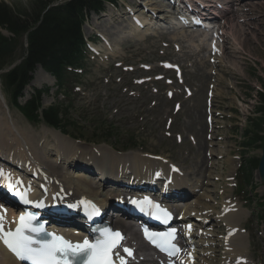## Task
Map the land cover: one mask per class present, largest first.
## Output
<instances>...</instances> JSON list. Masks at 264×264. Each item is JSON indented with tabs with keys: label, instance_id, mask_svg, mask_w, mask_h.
Wrapping results in <instances>:
<instances>
[{
	"label": "rangeland",
	"instance_id": "rangeland-1",
	"mask_svg": "<svg viewBox=\"0 0 264 264\" xmlns=\"http://www.w3.org/2000/svg\"><path fill=\"white\" fill-rule=\"evenodd\" d=\"M0 1L15 10L31 7L32 3V0ZM54 1L62 3L66 0ZM198 1L210 2L208 7L216 14L220 13V18L209 19L208 22L213 25L210 31L181 26L174 11L181 6V0H177L174 9L167 6L166 0H119L115 6L107 5L104 15H91L83 26L84 37L94 41L89 43L85 71L76 82L70 83L67 98L58 95L55 86L53 93L44 95L42 104L48 107L53 103H62L70 108L72 121L79 130L76 135L78 139L66 136L75 141L79 155L88 151L99 156L100 146L112 147L121 154L135 152L157 158L171 167L177 165L181 172L178 184H184V187H175L169 193L192 191L181 205H190L197 200L201 206H205V213L198 207L196 214L200 213V221L214 212L213 209L219 211L220 215L229 202L240 205L244 213L239 225L249 233L247 264H264V231L259 218L262 210L256 212L258 204L248 206L244 196L236 193L235 176H232L234 171L236 174L244 152L241 135L249 126L250 118L255 117L254 110L258 103L256 92L260 90V84L255 75H263L264 70V7L261 6L264 0ZM244 2H257L260 5L256 16H246ZM225 10H234L236 15L231 12L224 16ZM117 16L123 22L120 20L114 25L112 22L117 21ZM98 17H101L97 22L99 28L91 21ZM132 17L139 18L142 24L144 18H148L143 28L140 27L141 30L147 29L143 37L132 39L127 36L130 26L134 24ZM251 21H254L253 25ZM248 23L251 25L248 26ZM220 28L225 29L220 30L222 38L218 37L216 44L222 46H219L218 54L213 55L205 39H209L214 32L220 33ZM2 32L11 37L7 31L2 29ZM98 34L105 41L97 37ZM197 34L205 38L198 36L194 39ZM244 39L246 43L243 46ZM25 40V36L17 38L12 63L0 67L1 71L5 72L10 65L24 57ZM116 51L117 55H112ZM167 62L176 63L180 73L164 68ZM3 83L0 78V87L8 106H4L0 96V114L3 118L11 113L18 126L31 129L40 139L44 131L56 130L43 123L27 121L11 105L9 91ZM43 83L31 89L25 88L21 103L30 99L35 90H51L48 82ZM176 104L180 108L176 109ZM200 124L208 126L203 134L207 142L205 145H208L199 152L197 132ZM108 126H113L118 132L117 137L111 140L100 130ZM260 134L264 135V126ZM102 136L106 139L100 141ZM48 138L52 139L50 134ZM93 138L98 141H93ZM133 145L138 146L123 150ZM205 156L207 159L200 171L196 161ZM260 156L261 148L246 151L244 155L245 158ZM92 160L96 159L90 158L88 162L78 160L81 168L76 171L88 172V167L92 172L90 175L97 179L91 169ZM171 172L170 168L163 170L165 174ZM254 183L256 199L263 198L264 186L257 172L254 173ZM262 209L264 211V206ZM218 216L211 214L207 223L201 225L207 236L201 240L203 244L197 247L207 252L204 254L206 264H222L231 257L224 241V232L229 230L231 222L219 216L220 221L226 223L221 225L216 221ZM198 263L201 261L198 260Z\"/></svg>",
	"mask_w": 264,
	"mask_h": 264
},
{
	"label": "bare ground",
	"instance_id": "bare-ground-1",
	"mask_svg": "<svg viewBox=\"0 0 264 264\" xmlns=\"http://www.w3.org/2000/svg\"><path fill=\"white\" fill-rule=\"evenodd\" d=\"M188 2L190 3L191 0H188ZM217 2H220V0ZM256 3L257 2L243 3L244 4L243 6L246 8L245 14L247 17L254 15L256 16V14L258 13V9L260 8V5ZM263 4L264 2L261 3L262 7H264ZM208 6H210V3ZM195 8L198 9L197 7ZM251 8H254V10H252ZM207 11L210 12L211 11L210 8ZM208 12H203V15L211 18L217 17V15L214 16L213 14L214 10L211 11L210 13ZM231 12L234 16L236 15L234 13V10L232 11L227 10L225 13L224 12L223 13L225 16L227 13H231ZM218 15H220L219 12ZM101 17L95 18L91 21L98 27L97 22L100 20ZM116 19L117 21L113 20L112 22L114 25L115 23L121 20L118 19V16L116 17ZM146 21L148 22V18H144L143 24ZM120 22H123V20H121ZM251 23L253 25L254 21H251ZM251 23H248V26H250ZM223 29L225 28H220L221 31H224ZM144 30L147 29L141 30L140 26L133 24L130 26V30L126 34L130 38L135 39L136 37H141L145 33ZM236 32L239 33L240 30H236ZM198 36L203 37L202 35L197 34L194 37V39ZM203 38H205V36ZM220 38H222V35H220ZM205 40L208 41L209 43V40L207 38ZM245 43L246 42L244 39L242 43L243 46ZM104 45L105 47L107 46V44ZM219 46L222 45L220 44ZM221 52L222 49L220 50V53ZM112 55H117V51ZM34 77L35 78H33L30 84L26 87V90L31 89L34 86H40L41 84H44L43 82H48V85L51 87V92L52 93L54 92V86L56 84L55 78L49 73H47L45 70H43L40 66H38L37 70L34 72ZM0 96L2 98V102L4 106L8 108L1 87H0ZM205 129L206 130L208 129L207 125L205 126L204 124L199 125V129L197 132L199 138V140L197 141V146H198L197 148L199 152L202 151L208 145V144L205 145V143L207 142L203 138ZM49 134L52 139L48 138ZM43 139L46 140L43 141ZM99 151L101 152V155L99 156L93 155L88 151L82 152V154L79 155L77 152L75 141L68 138V136L63 135L58 130H52V131L46 130L43 132V138L40 139L39 136L35 134L31 129H26L18 126L14 121L13 115L11 113H9V116L7 118H3V116L0 114V157L8 160L11 159L10 165L13 166V168L9 169L10 173L15 177H17V174L19 175L21 174V178L25 180L27 184H29L33 188V190L37 188L36 184L37 183L39 184V181H37L38 179L32 178L33 177L32 175L36 174L38 169V171H41L43 174H46L47 177L53 179L56 182V185L54 186L56 190H59L60 188L64 187L67 191H70L75 198L86 197L88 199H93L103 208L111 203L112 197H116L120 194V191L122 189L121 188L118 189L117 186H115V184L121 181L122 179L121 177L125 178L121 174L128 173L129 174L128 178H131L133 176L137 179L142 180L148 177L151 178L157 173L156 171L169 168L170 166V165L167 166L168 164L165 165L161 163L160 162L161 160L159 161L156 159H150L149 157H145L135 152H126L124 154H121L112 147L106 148L100 146ZM209 154L211 155V153ZM93 157H96L98 160L102 162L101 166L95 165L100 176H98V173L93 171L95 175H97V179L90 174L76 171V170H80L81 168L78 164L80 161L78 160L87 161ZM206 159L207 157L205 156L204 159L200 157L199 160L196 161L197 167L199 168L200 171L203 170L204 162ZM17 160L23 161V164L25 165H29V167L32 168L29 169L31 170V173H27V169H22L17 171L18 169L15 168L16 163L15 164L13 163L14 161ZM193 163L194 162H192V166H194ZM86 170L89 169L86 167ZM143 171L147 173H143ZM21 172H24V174L26 173L31 177L29 176L26 177L27 175H24ZM158 174H160L161 177L163 176L162 180H168L167 177L168 175H166L165 173H158ZM38 176L41 175L39 174ZM178 180L176 183V188L184 187V184L182 185L178 184L180 183L178 182ZM40 183H43V181H40ZM142 190L145 191V189ZM185 192H189V191H185ZM150 193H153V190H150ZM187 195L189 194L185 193L182 195L181 194L176 195L175 200L177 203L174 200H172L169 196H165V195L162 196L156 195V199L159 200L162 204L166 205V207L168 209H171L173 212H175L176 210H180L181 211L180 215H183V220H184L183 222L186 224L185 226L190 227L189 225L190 222H193L192 224L197 227L195 234L199 236L197 244L201 245L203 244L201 240H203V237L206 235V232H204L201 229V225L204 224V221H207L208 217L203 218L200 221V219L198 220V217L195 216L194 213L198 212V207H201L204 213L207 211L204 206H201L196 201L190 204L191 206L190 205L180 206V202L184 200L183 197ZM1 196L3 195L1 194ZM243 213L244 211L242 210L241 206H238L236 204H228L223 209V212L219 215L222 219L224 220L226 219L231 222V226L229 227V235L228 237H226L229 246H231L228 248L231 257L229 259H226V261H224L222 264H247L248 262L247 236L249 233L243 228H241V226L239 225ZM123 216H124L123 213L117 214L118 218L114 221L115 227L121 228L126 232L128 237H130L128 238V242L130 244H134V245L139 244L138 235L135 229L133 228V225L130 226L129 224H127V221ZM68 232L70 234H73L72 231H68ZM184 234L188 235L190 234V232L187 231ZM183 245L187 246L188 248L187 256L188 254H190L193 258V250L191 248L192 244L190 243V241L184 239ZM141 248L142 246L140 245L139 250ZM206 253L207 252H204L203 250H198L199 256L194 255L195 258L197 257L199 259V262L201 261V263L199 264L207 263L206 256H204V254ZM190 261L191 259L187 258L185 260V263L188 264ZM0 264H19V263L14 259V257L11 254H9L6 250H4L0 246Z\"/></svg>",
	"mask_w": 264,
	"mask_h": 264
},
{
	"label": "trees",
	"instance_id": "trees-1",
	"mask_svg": "<svg viewBox=\"0 0 264 264\" xmlns=\"http://www.w3.org/2000/svg\"><path fill=\"white\" fill-rule=\"evenodd\" d=\"M53 2L54 0H32L31 7L15 10L0 1V28L12 34L7 37L0 32V67L12 63V56L17 47L16 40L27 33V50L23 60L3 75L12 104L31 123L43 122L77 138L79 130L72 121L74 119L68 106L62 103L42 106V96L48 93L49 89L35 90L24 104H20L19 99L23 97V91L30 83L32 72L38 65L56 78L58 93L67 98L70 83L80 77L79 72L85 68L87 60L83 24L91 12L103 11L105 4L115 3L116 0H66L52 5ZM255 76L261 89L256 92L258 103L254 110L255 117L250 118L249 126L242 134L244 150H250L264 140V136L260 135L264 126V70L262 76ZM100 130H103V135L109 139L117 137L118 132L113 126ZM103 139V136L100 137V141ZM92 140L98 141L96 138ZM257 167L258 158H243L238 170L241 191L247 190L245 196L248 200L251 199L248 197V188L253 187V173ZM263 202H259V209L264 206ZM261 220L264 222V211Z\"/></svg>",
	"mask_w": 264,
	"mask_h": 264
},
{
	"label": "snow or ice",
	"instance_id": "snow-or-ice-1",
	"mask_svg": "<svg viewBox=\"0 0 264 264\" xmlns=\"http://www.w3.org/2000/svg\"><path fill=\"white\" fill-rule=\"evenodd\" d=\"M3 176L4 173L0 170V177ZM8 186L9 188L12 187L11 184ZM14 194L24 200V202H28L26 199V192L22 193L16 191ZM132 203L138 204L141 208L145 206L159 208L158 204H154L148 198H144L142 201L133 200ZM94 207L95 206H93V208ZM161 211L165 216L169 215L166 210ZM33 219L34 217L32 215L20 216L19 226L12 232L4 231L3 216H0V239H3L8 248L14 252L21 261H27L28 264H74L76 257H84V259L80 261V264H111L110 259L106 258L110 250L118 243L120 239L119 233H106L105 238L97 241L95 244H90L85 240L82 244L74 245L61 236L47 233H45V235H50L51 240H34L25 235V231L39 233L42 232L43 229L33 227ZM145 234L153 243H156V241L153 240V236L157 234H150L147 229H145ZM167 235L170 238H174L173 233ZM157 246L160 247L162 251L168 250L164 245ZM171 247L175 249V245ZM178 251L179 249H175V251L169 252V254L175 255ZM125 252L131 255L129 249H125Z\"/></svg>",
	"mask_w": 264,
	"mask_h": 264
},
{
	"label": "water",
	"instance_id": "water-1",
	"mask_svg": "<svg viewBox=\"0 0 264 264\" xmlns=\"http://www.w3.org/2000/svg\"><path fill=\"white\" fill-rule=\"evenodd\" d=\"M258 174L261 179V182L264 185V142L262 145V155H261V158L259 160V165H258Z\"/></svg>",
	"mask_w": 264,
	"mask_h": 264
}]
</instances>
